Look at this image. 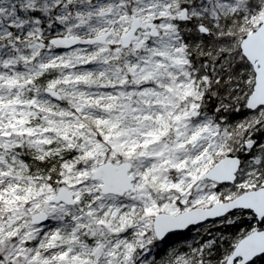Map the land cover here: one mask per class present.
Instances as JSON below:
<instances>
[{
  "label": "snow or ice",
  "instance_id": "snow-or-ice-1",
  "mask_svg": "<svg viewBox=\"0 0 264 264\" xmlns=\"http://www.w3.org/2000/svg\"><path fill=\"white\" fill-rule=\"evenodd\" d=\"M0 264H264V0H0Z\"/></svg>",
  "mask_w": 264,
  "mask_h": 264
}]
</instances>
